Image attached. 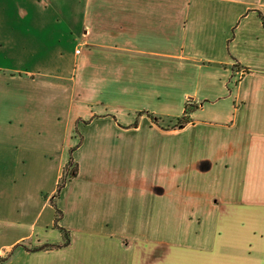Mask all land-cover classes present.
Masks as SVG:
<instances>
[{
    "label": "crops",
    "instance_id": "1",
    "mask_svg": "<svg viewBox=\"0 0 264 264\" xmlns=\"http://www.w3.org/2000/svg\"><path fill=\"white\" fill-rule=\"evenodd\" d=\"M77 14L67 69L50 10L0 7V264H264V0ZM71 149L69 245L37 250L63 242Z\"/></svg>",
    "mask_w": 264,
    "mask_h": 264
},
{
    "label": "rangeland",
    "instance_id": "2",
    "mask_svg": "<svg viewBox=\"0 0 264 264\" xmlns=\"http://www.w3.org/2000/svg\"><path fill=\"white\" fill-rule=\"evenodd\" d=\"M86 0H0V7L11 8L14 6H26L31 8H47L50 10V16L54 21L59 22V31L62 30L64 33L63 41L57 46L59 51L63 52V60L61 63L64 65V68L71 69L73 67L74 60V47L77 44V41L72 38V32H69L68 26L76 29V25L78 24V12L82 17L85 10ZM54 18H53V17ZM74 22V25L72 26ZM75 26V27H74ZM73 30V29H72ZM80 49V48H79ZM49 61H56L54 58L49 57ZM67 108V102H66ZM74 115V114H73ZM90 123L89 121H76L73 124V140L71 142H75L78 140L80 143L83 133L81 132L82 128ZM79 136V137H78ZM80 138V139H79ZM106 146L110 147L108 143H105ZM163 144L158 145V147H162ZM4 256V255H3ZM1 263V262H0Z\"/></svg>",
    "mask_w": 264,
    "mask_h": 264
},
{
    "label": "trees",
    "instance_id": "3",
    "mask_svg": "<svg viewBox=\"0 0 264 264\" xmlns=\"http://www.w3.org/2000/svg\"><path fill=\"white\" fill-rule=\"evenodd\" d=\"M262 21V25L264 27V17L259 16ZM196 109H198V106L195 104H186L184 107V113L182 117L178 118L176 120V123L172 126L174 129H182L184 126H186L188 123H190V113L194 112ZM155 122H159V118H155L153 116H150ZM72 149L70 150V158L68 160V163L66 164L63 175L59 179V183L57 185L56 192L54 193L53 197L51 198L50 202L55 210V224L54 226L59 229L60 233L63 236V242L58 245H43L37 250H53L61 247H66L69 245V232L64 230L63 228L58 226V222L60 221L62 217V212L55 206L54 200L59 196L60 190L64 187L66 182L72 178H74L77 174V165L73 162L72 157Z\"/></svg>",
    "mask_w": 264,
    "mask_h": 264
},
{
    "label": "built area",
    "instance_id": "4",
    "mask_svg": "<svg viewBox=\"0 0 264 264\" xmlns=\"http://www.w3.org/2000/svg\"><path fill=\"white\" fill-rule=\"evenodd\" d=\"M80 52V49H77L75 50V53L78 54ZM4 254H3V250L0 249V257H2Z\"/></svg>",
    "mask_w": 264,
    "mask_h": 264
}]
</instances>
